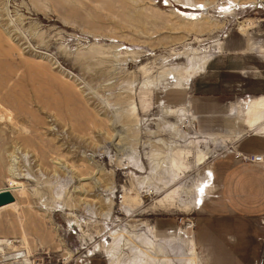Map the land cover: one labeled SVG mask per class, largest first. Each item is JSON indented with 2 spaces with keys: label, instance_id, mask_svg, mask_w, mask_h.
I'll list each match as a JSON object with an SVG mask.
<instances>
[{
  "label": "rangeland",
  "instance_id": "obj_1",
  "mask_svg": "<svg viewBox=\"0 0 264 264\" xmlns=\"http://www.w3.org/2000/svg\"><path fill=\"white\" fill-rule=\"evenodd\" d=\"M255 1L0 0V103L14 119L0 120V189L22 183L0 210V240L55 262L86 249L105 259L103 237L135 244L151 231L166 250L155 258L194 259L181 239L194 236L209 165L257 133L249 114L264 99V23L254 19L264 10H244ZM198 6L196 19L184 15ZM215 91L231 92L233 111L197 120L191 93ZM260 242L256 264L264 223Z\"/></svg>",
  "mask_w": 264,
  "mask_h": 264
},
{
  "label": "crops",
  "instance_id": "obj_2",
  "mask_svg": "<svg viewBox=\"0 0 264 264\" xmlns=\"http://www.w3.org/2000/svg\"><path fill=\"white\" fill-rule=\"evenodd\" d=\"M208 80V76L201 78L195 87L207 85ZM230 93L192 92L188 104L197 120L212 121L233 111L235 106L225 97ZM239 130L235 127L226 134L237 135ZM233 152L262 156L264 160V136L248 134L211 161L208 197L194 219L197 264H256L259 257L264 223V163L237 162ZM86 264H109V260L107 256H97Z\"/></svg>",
  "mask_w": 264,
  "mask_h": 264
},
{
  "label": "bare ground",
  "instance_id": "obj_3",
  "mask_svg": "<svg viewBox=\"0 0 264 264\" xmlns=\"http://www.w3.org/2000/svg\"><path fill=\"white\" fill-rule=\"evenodd\" d=\"M261 1L264 2L263 0H261ZM209 60L210 59L204 60L202 69L205 68V64L208 63ZM194 70H197V69H194ZM198 70H201V69L198 68ZM173 83L175 84L177 82H173ZM249 115H250V119H249L250 125L257 127V129H256L257 133L264 136V99H260L257 103H253V109L251 110V113ZM0 120L2 122L4 121L5 123H8V122L11 123V121L14 120L12 117V113L8 109H6V107H4L1 103H0ZM259 123H260V125H259ZM191 130H192V127H191ZM188 134H191V135L195 136L194 138H196V136L200 133L191 132ZM191 135H190V137H191ZM193 143H195V142H191V144H193ZM22 154H23V151L21 150V148H17L16 152L12 153L10 155L11 166L9 167V172L12 175H14V177L16 176V171H17L16 165H17L18 160H19L18 155H22ZM171 178L174 180L175 176H173V177L171 176ZM8 184H9V188H7V189L13 194V196H15V195L12 192V190H15V189L17 190V188L22 186V183L19 182V180L17 181L14 178H9ZM202 193H203V190L200 193L201 194L200 197L202 199H204L205 196H202V195H204ZM12 205H14V203L7 205V206L10 207ZM7 206H5V207L8 208ZM1 208H3V207H1ZM1 208H0V210H1ZM190 237H183L182 239L181 238L180 239H181L182 243L193 244V246L195 248L194 239L190 238ZM134 238H135V244L132 243L131 240L130 241L122 240L120 242H117L118 239L116 238L112 244L107 243V246H103L104 249L108 247L107 258L109 260V264H168L167 261H165L164 259L159 260V259L155 258L154 255L152 256V254L154 253L155 255L156 254L159 255V257L160 256L164 257V255L166 256V250L161 243H159L155 240V237L151 233V231L147 232V233L146 232L145 233H141V232L137 233V234H135ZM119 239H121V238H119ZM21 241L23 242V240H21ZM2 243H5V244L10 243L7 246V248L11 249V248H13L12 243H16V241L15 242L14 241L9 242L7 240L1 239L0 244H2ZM125 250L129 251L130 254H128V255L124 254ZM194 256H195V258L190 259L187 264H197L196 254Z\"/></svg>",
  "mask_w": 264,
  "mask_h": 264
},
{
  "label": "built area",
  "instance_id": "obj_4",
  "mask_svg": "<svg viewBox=\"0 0 264 264\" xmlns=\"http://www.w3.org/2000/svg\"><path fill=\"white\" fill-rule=\"evenodd\" d=\"M232 2L228 1V4H225L222 10V14H229L233 12ZM263 6L261 2L255 1L254 3H249L244 6L245 9H253L254 11H258V9H261ZM231 9V11H229ZM182 10V9H180ZM198 11H203V8L200 6L195 9V7L190 8L189 11L184 15L188 16V19H196L198 17ZM190 17V18H189ZM255 22L258 20L259 23H264V19H254ZM235 160L237 162L241 163H249V164H259L264 163L262 156H256V155H246L239 152H233ZM100 242L102 247L107 246L106 238L103 237ZM20 244L13 246V248L8 249L7 246L10 244L2 243L0 244V264H86L89 259H91L92 256H94V252L90 251L89 249H86V254L83 252L81 255L82 258H75L73 260L66 261L65 259H60L55 262L47 258L48 256L46 254L43 255H32L24 244L21 242H18ZM13 244V243H12ZM99 245H97L98 247ZM86 261H85V260ZM83 262V263H82Z\"/></svg>",
  "mask_w": 264,
  "mask_h": 264
},
{
  "label": "water",
  "instance_id": "obj_5",
  "mask_svg": "<svg viewBox=\"0 0 264 264\" xmlns=\"http://www.w3.org/2000/svg\"><path fill=\"white\" fill-rule=\"evenodd\" d=\"M259 1L261 2L264 10V2H262L261 0ZM13 203H15V197L13 196V194L7 188L0 190V208Z\"/></svg>",
  "mask_w": 264,
  "mask_h": 264
}]
</instances>
